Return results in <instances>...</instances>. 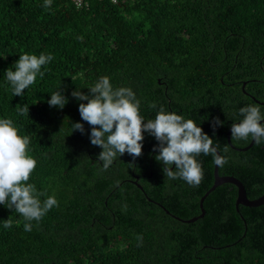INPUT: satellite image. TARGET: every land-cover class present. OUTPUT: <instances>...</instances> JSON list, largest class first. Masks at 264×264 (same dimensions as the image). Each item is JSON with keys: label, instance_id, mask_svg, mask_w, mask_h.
Segmentation results:
<instances>
[{"label": "trees", "instance_id": "16d2710c", "mask_svg": "<svg viewBox=\"0 0 264 264\" xmlns=\"http://www.w3.org/2000/svg\"><path fill=\"white\" fill-rule=\"evenodd\" d=\"M76 4L53 0L45 9L43 0H0V117L30 137L37 165L29 182L58 201L31 232L0 205V264H264V203L236 207L233 184L206 195L201 218L174 217L200 213L213 183L211 154L197 157L203 177L192 186L164 176L154 137L145 134L135 160L125 153L102 170L87 122L84 133H71L81 121L71 92L108 76L114 87L135 91L145 119L163 105L196 121L226 158L218 174L239 179L249 199L263 194L264 144L234 149L251 138L232 140L230 131L228 141L227 131L240 107L264 111V0ZM25 52L54 59L24 97L13 96L3 72ZM59 87L68 97L62 109L47 103ZM215 117L224 123L213 129ZM9 218L12 227L4 228Z\"/></svg>", "mask_w": 264, "mask_h": 264}, {"label": "clouds", "instance_id": "9594fccd", "mask_svg": "<svg viewBox=\"0 0 264 264\" xmlns=\"http://www.w3.org/2000/svg\"><path fill=\"white\" fill-rule=\"evenodd\" d=\"M53 0H43V7H51ZM77 8L80 4H76ZM54 59L51 53L39 55L27 52L19 54L14 68H6L4 81L10 86L13 96L24 97V92L36 82L37 76L43 78L45 69ZM88 91L76 88L71 96L77 101L81 121L71 123V133L85 132L83 122L90 126V143L99 146L98 160L102 170H107L117 159L127 153L135 160L142 154L145 134L157 141L153 145L155 160L162 165L164 176L169 179H182L196 186L202 180L203 169L197 157L201 154L213 157V163L223 166L226 158L218 153L213 138L203 131L193 119L166 109L161 105L154 118L145 119L140 114V100L130 86L114 87L108 76H100L88 85ZM68 97L61 87L50 94L49 106L62 109ZM155 108V105H152ZM25 109H21L23 112ZM29 111V109H27ZM238 119L231 124L232 140H248L264 144V111L254 104L240 107ZM224 121L215 117L212 127L222 126ZM30 137L21 135L11 118L0 117V205L14 210L23 220L25 232H31L33 221L39 223L53 208L58 206L55 195H47L29 182L36 168L37 160L30 155ZM227 151V149H225ZM174 165V168H173ZM42 197H44L42 199ZM4 228L12 227V220L6 219ZM142 241L141 236H137Z\"/></svg>", "mask_w": 264, "mask_h": 264}, {"label": "water", "instance_id": "95a60500", "mask_svg": "<svg viewBox=\"0 0 264 264\" xmlns=\"http://www.w3.org/2000/svg\"><path fill=\"white\" fill-rule=\"evenodd\" d=\"M244 83L242 84V87H243ZM262 122V121H261ZM230 128L231 126L229 127V130L227 131V140L229 141V134H230ZM254 143V141H250L248 145L244 146V147H234L232 146L234 149H237V150H246L248 149L252 144ZM219 153V151H218ZM223 183H231L233 184L236 189H237V195H236V199H235V206L237 207L238 205H243V206H246V207H256V206H259L261 204L264 203V193L261 194L260 196H258L257 198H254V199H249L246 195V191H245V188L242 184V182L237 179L236 177L232 176V175H219L218 174V166L216 164H214V168H213V183L212 185L206 190V192L200 197L199 199V209H200V213L196 216H193L191 218H188V219H181V218H178L176 216H174L176 219L180 220V221H183V222H186V223H189V222H193L195 220H197L198 218H201L205 211H204V208H203V200L204 198L206 197V195L211 192L212 190H214L217 186L223 184ZM138 187H141L139 184H138ZM162 208L163 206L160 205ZM166 213L169 214V212L164 209Z\"/></svg>", "mask_w": 264, "mask_h": 264}, {"label": "built area", "instance_id": "2783aa9c", "mask_svg": "<svg viewBox=\"0 0 264 264\" xmlns=\"http://www.w3.org/2000/svg\"><path fill=\"white\" fill-rule=\"evenodd\" d=\"M75 3H79L80 0H73Z\"/></svg>", "mask_w": 264, "mask_h": 264}]
</instances>
